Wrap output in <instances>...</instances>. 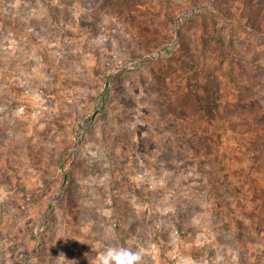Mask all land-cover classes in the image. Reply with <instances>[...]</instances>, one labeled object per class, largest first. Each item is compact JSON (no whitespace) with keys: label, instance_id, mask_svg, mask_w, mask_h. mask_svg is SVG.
Here are the masks:
<instances>
[{"label":"rangeland","instance_id":"rangeland-1","mask_svg":"<svg viewBox=\"0 0 264 264\" xmlns=\"http://www.w3.org/2000/svg\"><path fill=\"white\" fill-rule=\"evenodd\" d=\"M113 244L264 264V0H0V264Z\"/></svg>","mask_w":264,"mask_h":264},{"label":"clouds","instance_id":"clouds-1","mask_svg":"<svg viewBox=\"0 0 264 264\" xmlns=\"http://www.w3.org/2000/svg\"><path fill=\"white\" fill-rule=\"evenodd\" d=\"M146 250H135L117 245H109L100 252L95 259V264H147Z\"/></svg>","mask_w":264,"mask_h":264},{"label":"water","instance_id":"water-1","mask_svg":"<svg viewBox=\"0 0 264 264\" xmlns=\"http://www.w3.org/2000/svg\"><path fill=\"white\" fill-rule=\"evenodd\" d=\"M93 118V117H92ZM92 118H90V119H92Z\"/></svg>","mask_w":264,"mask_h":264}]
</instances>
